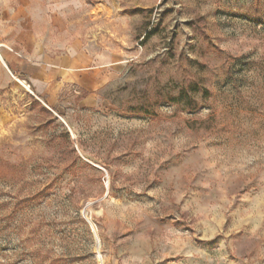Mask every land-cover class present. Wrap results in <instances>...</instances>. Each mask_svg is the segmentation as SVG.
Returning <instances> with one entry per match:
<instances>
[{"label": "rangeland", "instance_id": "rangeland-1", "mask_svg": "<svg viewBox=\"0 0 264 264\" xmlns=\"http://www.w3.org/2000/svg\"><path fill=\"white\" fill-rule=\"evenodd\" d=\"M82 1L116 76L4 79L0 264H264V0Z\"/></svg>", "mask_w": 264, "mask_h": 264}, {"label": "crops", "instance_id": "crops-1", "mask_svg": "<svg viewBox=\"0 0 264 264\" xmlns=\"http://www.w3.org/2000/svg\"><path fill=\"white\" fill-rule=\"evenodd\" d=\"M82 0H0V93L4 79L21 80L53 106L54 93L72 87L96 93L116 76L109 53L61 42L69 13ZM4 116L0 106V121Z\"/></svg>", "mask_w": 264, "mask_h": 264}, {"label": "bare ground", "instance_id": "bare-ground-1", "mask_svg": "<svg viewBox=\"0 0 264 264\" xmlns=\"http://www.w3.org/2000/svg\"><path fill=\"white\" fill-rule=\"evenodd\" d=\"M19 81V83L24 87V88H26V89H29L30 90V88H29V86L28 85H26V83L25 82H23V81H21V80H18Z\"/></svg>", "mask_w": 264, "mask_h": 264}, {"label": "built area", "instance_id": "built-area-1", "mask_svg": "<svg viewBox=\"0 0 264 264\" xmlns=\"http://www.w3.org/2000/svg\"><path fill=\"white\" fill-rule=\"evenodd\" d=\"M5 47H6L5 45H3V44L0 43V50H1L2 48H5Z\"/></svg>", "mask_w": 264, "mask_h": 264}]
</instances>
